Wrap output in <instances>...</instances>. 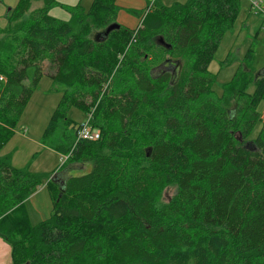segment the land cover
Listing matches in <instances>:
<instances>
[{"label":"trees","instance_id":"16d2710c","mask_svg":"<svg viewBox=\"0 0 264 264\" xmlns=\"http://www.w3.org/2000/svg\"><path fill=\"white\" fill-rule=\"evenodd\" d=\"M56 3L17 0L0 27V236L13 264H264L255 40L227 81L209 70L241 0L78 1L68 19L50 13ZM121 10L137 25L104 34ZM43 76L62 88L40 142L90 169L47 180L52 212L32 225L24 203L43 175L1 150ZM71 107L97 139L77 138L85 119Z\"/></svg>","mask_w":264,"mask_h":264},{"label":"rangeland","instance_id":"374dc122","mask_svg":"<svg viewBox=\"0 0 264 264\" xmlns=\"http://www.w3.org/2000/svg\"><path fill=\"white\" fill-rule=\"evenodd\" d=\"M17 0H0V27H4L7 24L6 12L9 7H13ZM57 3L50 9V13L54 16L68 19L70 17V11L65 6L74 5L78 1L81 6L85 9L89 7L92 0H56ZM121 5L126 8H136L134 4H129L128 0H117ZM146 2V0H144ZM163 4L169 5L173 2H184L186 0H159ZM41 2H33L32 8L38 7ZM264 8V2L262 3ZM260 15L253 14L249 9V3L247 0H241V9L238 18L236 19L234 26L226 31L221 38L220 44L215 52L214 58L209 64V70L213 73H217V82L222 83L230 79L235 68L240 64L241 58L243 57L247 47L253 41L254 59L253 66L255 67L254 75L259 74L264 69V26L258 28V18ZM125 16L120 15L116 23L121 25L125 23ZM130 25V24H129ZM101 30L93 31L96 34ZM227 58V59H226ZM226 59V60H225ZM46 82V83H45ZM56 86V87H54ZM220 85H216L219 87ZM59 85L52 83L51 79L47 76H43L39 81V86H37L35 93L31 96V100L26 104L19 120L16 122V131H20L19 136L12 134L11 137L5 144L6 148H14L15 153L22 157L23 153L37 154L39 151L35 145L38 143L39 139L43 134L44 128L53 112L57 101L59 99L60 92L57 89H61ZM55 89V90H54ZM219 91V89H218ZM260 106H264V99L260 102ZM68 116L74 121L80 123L83 119L87 118V114L82 110L71 107L68 110ZM22 135L28 139H22ZM11 147V148H12ZM39 155V153L37 154ZM66 155V154H64ZM53 154L48 151H43L40 156H36L34 162L35 165L40 167L49 168L47 165H52L54 159ZM18 157V156H16ZM67 161L66 165H62ZM63 162L57 158L56 164L62 168H69L70 165L77 167L75 161H71L70 157L68 160ZM55 164V165H56ZM66 166V167H65ZM72 167V168H73ZM60 170V171H61ZM77 172H79L77 170ZM64 173H66L64 171ZM61 180L62 176H61ZM174 193V186L171 185L162 190L159 195V202H167ZM27 200V199H26ZM24 203L25 211L27 213L28 219L32 225H36L39 222L48 218L51 212V207L49 201L38 200L36 203L26 204ZM22 262L21 264H23ZM26 263V262H25ZM24 263V264H25Z\"/></svg>","mask_w":264,"mask_h":264},{"label":"crops","instance_id":"0c3cea01","mask_svg":"<svg viewBox=\"0 0 264 264\" xmlns=\"http://www.w3.org/2000/svg\"><path fill=\"white\" fill-rule=\"evenodd\" d=\"M128 1L130 2L129 4H134L137 9H142L146 5V2L144 0H128ZM117 4L122 6L121 5L122 3H119L118 1H117ZM121 14L125 16L124 25L130 26V27H134L137 25V23H138L137 17L121 10L118 13V18ZM258 20H259L258 21V28H259V26L262 28L264 26V19L262 21V18H260V19L258 18ZM261 30H263V29H261ZM37 86H39V84ZM54 87H56V86H54ZM35 91H36V89L34 90L33 93H35ZM57 91L59 92L60 90L57 89ZM13 134H15V136H19L20 131L17 132L16 128H15ZM22 139L26 140L28 138L22 135ZM35 145H36L37 149L39 146V151H38L39 155H37L38 153L37 154H34V153L28 154V153L22 152V157H21L20 155L15 153L16 150H14V148L16 149V147L11 146L12 148L11 147L6 148L5 145L3 146L1 153L2 154H10L11 164L14 167L20 168V167L28 166L30 171H32L33 173L43 175L42 185L30 193V195L26 198L27 199L26 204L28 205L30 203H36L38 200L44 199L46 201L48 200L50 203V206H51L52 205V197L50 194V190L48 189V186H46L47 180H52L53 182L61 183V181H64L66 178H68L70 176L80 175V174L87 172L90 169V163L76 162L75 164H77V167H73V165H70L69 168H64L63 170H61L62 168H60V166L56 164V160H57V158L60 160L63 157V154H61V153H59V152H57L51 148L45 147L40 142V139H39L38 143L35 142ZM43 151H48V152L53 154L52 158L54 159V161H53L52 165H47L49 168L40 167V166H37L34 164V162L36 160L35 157L40 156L43 153ZM16 156H18V157H16ZM66 163L67 162H65L62 165H66ZM77 170L79 172H77ZM64 171L66 173H64ZM61 176H62L63 180H61ZM51 212H52V207H51ZM51 212L49 213V216H50ZM0 264H13L12 255H11V246L2 236H0Z\"/></svg>","mask_w":264,"mask_h":264},{"label":"built area","instance_id":"2783aa9c","mask_svg":"<svg viewBox=\"0 0 264 264\" xmlns=\"http://www.w3.org/2000/svg\"><path fill=\"white\" fill-rule=\"evenodd\" d=\"M249 3L250 9L253 11L255 15H260L262 19H264V8L262 6V3L264 0H247ZM0 79L2 77L0 76ZM77 138L78 139H87V140H94L98 138V131L93 129L91 124L89 123V116L85 119L84 122L80 124V126L77 129ZM69 155H63L62 159L63 162L68 159Z\"/></svg>","mask_w":264,"mask_h":264},{"label":"water","instance_id":"95a60500","mask_svg":"<svg viewBox=\"0 0 264 264\" xmlns=\"http://www.w3.org/2000/svg\"><path fill=\"white\" fill-rule=\"evenodd\" d=\"M118 27H119V24L116 23V22H114V23H112V24H109V25L106 27L105 31H103V32H104V34H106V33L109 32L110 30H112V29H114V28H118ZM160 41L162 42V39H160ZM63 183H64V181H61V184H63ZM25 264H28V262H26Z\"/></svg>","mask_w":264,"mask_h":264}]
</instances>
